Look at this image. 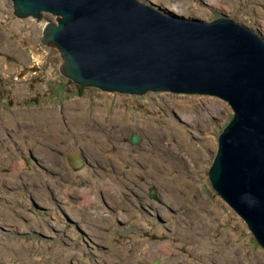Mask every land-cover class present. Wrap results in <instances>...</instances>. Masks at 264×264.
Here are the masks:
<instances>
[{
  "label": "rangeland",
  "instance_id": "1",
  "mask_svg": "<svg viewBox=\"0 0 264 264\" xmlns=\"http://www.w3.org/2000/svg\"><path fill=\"white\" fill-rule=\"evenodd\" d=\"M180 1L183 13L227 14L264 36V0ZM50 19L0 0V264H264L209 177L229 102L75 83L40 41ZM69 147L85 160L78 171Z\"/></svg>",
  "mask_w": 264,
  "mask_h": 264
},
{
  "label": "water",
  "instance_id": "2",
  "mask_svg": "<svg viewBox=\"0 0 264 264\" xmlns=\"http://www.w3.org/2000/svg\"><path fill=\"white\" fill-rule=\"evenodd\" d=\"M12 1L18 17L55 15L43 23L40 41L57 48L60 72L75 83L131 94H210L228 101L233 116L219 133L209 177L264 246L262 33L227 14L206 19L152 0ZM69 163L78 171L85 160L75 152Z\"/></svg>",
  "mask_w": 264,
  "mask_h": 264
},
{
  "label": "bare ground",
  "instance_id": "3",
  "mask_svg": "<svg viewBox=\"0 0 264 264\" xmlns=\"http://www.w3.org/2000/svg\"><path fill=\"white\" fill-rule=\"evenodd\" d=\"M167 4V6L168 7H170V8H172V9H175V10H177V11H179V12H186V5H184L180 0H170V2H167L166 3ZM193 10V9H192ZM189 11V10H188ZM192 13L193 14H197V15H200L201 13H202V11L200 10V11H192ZM202 15V14H201ZM184 115H186V116H183V117H189V115H187V113L186 114H184ZM187 117V118H188ZM181 128V127H180ZM97 142V141H96ZM98 143V142H97ZM209 145H210V143H208ZM160 146H162V141L160 140V141H158V143H156V149H157V151L159 152V155H161L162 156V150H161V147ZM69 151H74L73 153H75V152H77L79 155H80V149H77V151L74 149V148H72V147H69ZM166 152V151H165ZM167 153L168 154H170L169 156L171 157V159L169 160L170 161V163H172V158L173 159H176L177 158V155L175 154V153H173V152H169V151H167ZM168 156V157H169ZM194 156H198V154H196V155H194ZM81 157V156H80ZM181 161H183V163H185V161H184V158H183V160H181ZM85 165V164H84ZM40 167V166H39ZM150 194H151V192H150ZM152 197H155V198H157L156 197V194L155 195H151ZM159 246L160 247H166V249H167V247H168V243L167 242H164V243H161V244H159ZM154 247H156V246H154ZM228 253H230V254H233V253H231V252H228Z\"/></svg>",
  "mask_w": 264,
  "mask_h": 264
},
{
  "label": "flooded vegetation",
  "instance_id": "4",
  "mask_svg": "<svg viewBox=\"0 0 264 264\" xmlns=\"http://www.w3.org/2000/svg\"><path fill=\"white\" fill-rule=\"evenodd\" d=\"M84 167H85V165H84ZM158 198V197H157Z\"/></svg>",
  "mask_w": 264,
  "mask_h": 264
}]
</instances>
